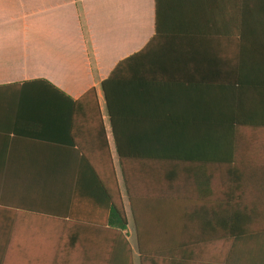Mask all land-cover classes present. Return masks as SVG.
<instances>
[{
    "label": "crops",
    "instance_id": "0c3cea01",
    "mask_svg": "<svg viewBox=\"0 0 264 264\" xmlns=\"http://www.w3.org/2000/svg\"><path fill=\"white\" fill-rule=\"evenodd\" d=\"M227 242L207 264H264V0H0V264Z\"/></svg>",
    "mask_w": 264,
    "mask_h": 264
},
{
    "label": "trees",
    "instance_id": "16d2710c",
    "mask_svg": "<svg viewBox=\"0 0 264 264\" xmlns=\"http://www.w3.org/2000/svg\"><path fill=\"white\" fill-rule=\"evenodd\" d=\"M102 89L104 91V97L105 100L108 101V93L106 91V83H102ZM59 94V92H57ZM66 102L68 103V106L70 107V118L73 120L74 115L76 114L78 107L81 106L82 102H85L86 100H89L90 102H93L94 105V111L98 112V107H97V101H96V95H95V90L91 89L89 90L82 98L81 101H71L70 99L64 97ZM81 154V161L86 162L87 165L94 170V167L92 163L96 159L99 158V156L96 153H86V152H80ZM106 155L109 158V152L106 151ZM99 160V159H98ZM97 178V177H96ZM107 201H106V208L109 211V216L107 219V223L109 226L116 227L120 230H123L126 227V217L123 209V204L121 201V198L119 195L116 193L114 196L110 194V192L106 195Z\"/></svg>",
    "mask_w": 264,
    "mask_h": 264
},
{
    "label": "rangeland",
    "instance_id": "374dc122",
    "mask_svg": "<svg viewBox=\"0 0 264 264\" xmlns=\"http://www.w3.org/2000/svg\"><path fill=\"white\" fill-rule=\"evenodd\" d=\"M217 191H223V185H221V184L217 185ZM220 244H222V243H220ZM220 244H216V247L213 249L204 248V249L196 250V252H200L202 254V256L204 257L205 261H204V263H201V264H207V262L209 260H210V262H215V260L220 258V254L222 256L224 255V253L228 249L230 243H228V246H227V244L226 245H220ZM192 251L195 252V250H192ZM141 264H144V261H142Z\"/></svg>",
    "mask_w": 264,
    "mask_h": 264
}]
</instances>
